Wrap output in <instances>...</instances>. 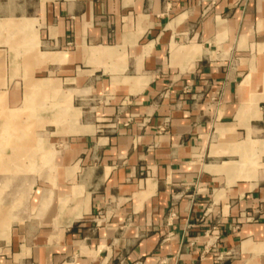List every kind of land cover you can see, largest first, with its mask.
Segmentation results:
<instances>
[{
	"label": "crops",
	"instance_id": "crops-1",
	"mask_svg": "<svg viewBox=\"0 0 264 264\" xmlns=\"http://www.w3.org/2000/svg\"><path fill=\"white\" fill-rule=\"evenodd\" d=\"M0 66V264H264V0H0Z\"/></svg>",
	"mask_w": 264,
	"mask_h": 264
},
{
	"label": "rangeland",
	"instance_id": "rangeland-1",
	"mask_svg": "<svg viewBox=\"0 0 264 264\" xmlns=\"http://www.w3.org/2000/svg\"><path fill=\"white\" fill-rule=\"evenodd\" d=\"M8 70V68L6 67H1L0 66V77L1 75H4V72L6 73V71ZM3 84L0 83V89H2ZM0 104H2V100L0 99ZM2 115L0 114V119H1ZM1 135L3 134V131L0 132ZM12 133H14V131H12ZM20 132L16 131V136L18 138V143L20 141ZM4 139L1 137L0 138V144H2L4 141ZM15 140V139H14ZM3 141V142H2ZM10 154V148H8V146L3 148H0V203L2 201V199L7 198L8 196V190H9V185L12 182V185L14 188L17 186H14L13 180H11V178H8V176L15 174V172H19L20 169H22L23 171L26 169H29L30 164H26V163H19V162H13V163H6L3 162L5 159V157H7V155ZM34 165V164H33ZM9 167L13 168L11 171H8ZM26 167V169H25ZM2 170V171H1ZM15 181V180H14ZM13 188V189H14Z\"/></svg>",
	"mask_w": 264,
	"mask_h": 264
},
{
	"label": "bare ground",
	"instance_id": "bare-ground-1",
	"mask_svg": "<svg viewBox=\"0 0 264 264\" xmlns=\"http://www.w3.org/2000/svg\"><path fill=\"white\" fill-rule=\"evenodd\" d=\"M10 137V136H9Z\"/></svg>",
	"mask_w": 264,
	"mask_h": 264
}]
</instances>
